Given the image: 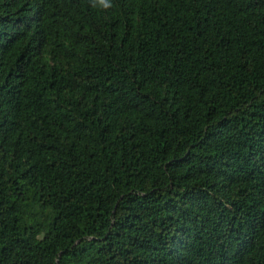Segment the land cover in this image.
Here are the masks:
<instances>
[{
  "label": "trees",
  "instance_id": "obj_1",
  "mask_svg": "<svg viewBox=\"0 0 264 264\" xmlns=\"http://www.w3.org/2000/svg\"><path fill=\"white\" fill-rule=\"evenodd\" d=\"M0 264H264V0H0Z\"/></svg>",
  "mask_w": 264,
  "mask_h": 264
},
{
  "label": "clouds",
  "instance_id": "obj_2",
  "mask_svg": "<svg viewBox=\"0 0 264 264\" xmlns=\"http://www.w3.org/2000/svg\"><path fill=\"white\" fill-rule=\"evenodd\" d=\"M101 3H103V0H101ZM109 5H105V7H108Z\"/></svg>",
  "mask_w": 264,
  "mask_h": 264
}]
</instances>
